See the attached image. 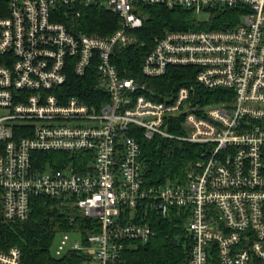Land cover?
Segmentation results:
<instances>
[{"label":"built area","instance_id":"1","mask_svg":"<svg viewBox=\"0 0 264 264\" xmlns=\"http://www.w3.org/2000/svg\"><path fill=\"white\" fill-rule=\"evenodd\" d=\"M146 5L193 15L238 9L230 29L166 31L141 64L121 75L115 47L141 29ZM117 18L107 36L69 30L85 10ZM194 69L196 86L224 91L218 103L193 85L156 96L150 79ZM95 69L99 97L84 102L63 86ZM104 97H107L104 99ZM176 127L175 135L168 129ZM160 137L201 149L184 182L147 186L142 142ZM70 156L64 168H39L36 153ZM80 167L82 173L74 171ZM35 197L69 200L97 233H61L52 253L82 251L89 264H119L132 241L174 212L191 247L185 264H264V0H0V212L25 222ZM0 264H23L16 247Z\"/></svg>","mask_w":264,"mask_h":264},{"label":"trees","instance_id":"2","mask_svg":"<svg viewBox=\"0 0 264 264\" xmlns=\"http://www.w3.org/2000/svg\"><path fill=\"white\" fill-rule=\"evenodd\" d=\"M238 9H225L213 13L207 23H199L193 14L182 8H167L163 5L144 6L145 21L141 29L129 32L131 42L126 46H116L117 71L128 77H141V64L152 49L155 39L166 31L194 29H230L239 21ZM80 25L69 30L89 35L107 36L119 28L117 18L109 11L91 8L83 12ZM92 69L83 78L69 75L63 90L70 96H77L84 102L98 98L97 74ZM156 98L170 94L181 85H193L206 97L202 103H218L226 94L224 91H208L196 86L194 69L170 68L161 78L150 79ZM107 97H104V99ZM175 135L176 127L168 129ZM55 160H49L50 158ZM39 168L47 164L54 168H64L70 156L60 152L36 153ZM201 159V149L191 143H182L154 137L142 142V174L147 186H161L168 182H184L187 173ZM49 161V162H48ZM191 168V169H190ZM74 171L82 173L80 167ZM152 227L154 237L147 242L132 241L121 253L119 264H185L191 247L184 220L172 213L168 218H157ZM95 221L85 218L69 200L35 197L31 201V213L25 222H5L0 214V250L17 247L22 253L23 264H89V256L82 251H70L61 257H54L52 248L60 233L73 232L80 238L97 233Z\"/></svg>","mask_w":264,"mask_h":264},{"label":"rangeland","instance_id":"3","mask_svg":"<svg viewBox=\"0 0 264 264\" xmlns=\"http://www.w3.org/2000/svg\"><path fill=\"white\" fill-rule=\"evenodd\" d=\"M143 9L144 8H142L141 9V11H142V13L145 15V13H144V11H143ZM194 16V18L196 19V20H205L206 18H207V16H204L203 14H201V15H193ZM56 159V158H55ZM54 158H50L49 160H55ZM49 162V161H48ZM68 162V161H67ZM67 164V163H66ZM66 164H65V166H66ZM194 166V165H193ZM191 169V168H190ZM191 171V170H190ZM189 171V172H190ZM188 172V173H189ZM188 173H187V175H188ZM187 175H186V177H185V181L187 180ZM168 183H177V182H168ZM167 184V183H166ZM0 214H1V212H0ZM70 234H73V235H71V239H76L77 238V236H74V235H76V233H73V232H69ZM61 234V233H60ZM60 234H58L57 235V237H56V239H55V242L59 239V237H60ZM17 248V247H16ZM19 249V248H18ZM20 250V249H19Z\"/></svg>","mask_w":264,"mask_h":264}]
</instances>
